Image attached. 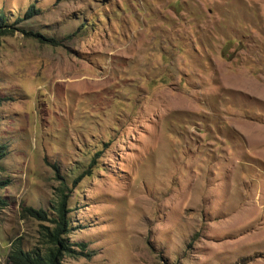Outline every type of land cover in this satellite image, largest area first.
Here are the masks:
<instances>
[{"label":"rangeland","instance_id":"374dc122","mask_svg":"<svg viewBox=\"0 0 264 264\" xmlns=\"http://www.w3.org/2000/svg\"><path fill=\"white\" fill-rule=\"evenodd\" d=\"M0 11V264L59 186L60 264H264V0Z\"/></svg>","mask_w":264,"mask_h":264},{"label":"trees","instance_id":"16d2710c","mask_svg":"<svg viewBox=\"0 0 264 264\" xmlns=\"http://www.w3.org/2000/svg\"><path fill=\"white\" fill-rule=\"evenodd\" d=\"M31 10L32 8L28 11L29 15L32 14ZM14 29L31 33L20 26H13L0 11V37L12 33ZM3 153L2 145H0V157ZM57 190V199L50 204L49 209L34 208L29 205L20 206L21 215L46 220L47 223L40 224V245L24 248L18 240L10 241L4 264H60L65 253L72 254L74 252L75 247L72 246L74 243L67 238L69 218L66 215L64 189L59 186ZM7 203V200L0 195V207Z\"/></svg>","mask_w":264,"mask_h":264}]
</instances>
